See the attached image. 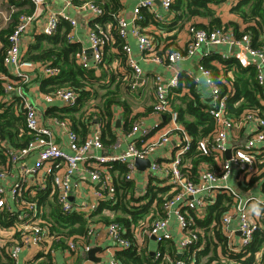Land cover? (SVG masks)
<instances>
[{
  "label": "built area",
  "instance_id": "2783aa9c",
  "mask_svg": "<svg viewBox=\"0 0 264 264\" xmlns=\"http://www.w3.org/2000/svg\"><path fill=\"white\" fill-rule=\"evenodd\" d=\"M18 1L34 4L35 11L40 6L39 0ZM156 1H159L163 10L170 14L174 0H138L133 9L132 19L122 17L121 13L117 16V31L123 41L122 50L127 55V66L132 70L135 78L133 86H136L139 78L143 76V69L131 56L132 48L127 42L130 37L137 40L139 51L147 61L165 65L168 68H172L179 61L196 56L204 45H227L238 49L236 56L243 66L252 64L256 67V80L262 89L260 96L264 99V48H253L249 34L246 33L237 38L231 28L206 30L190 24L188 27L190 38L185 49H176L161 55L157 52L155 38L142 32L140 27V23L144 21L143 11L153 10ZM207 1L215 4L218 0ZM0 3V25L6 26L12 22L13 15L18 11L14 4L5 0H1ZM84 7L91 10L93 18L103 16V12L92 3L87 2ZM154 13L158 21L165 19V16ZM37 17L36 12L18 14L17 24L8 38L9 48L3 56V63L9 75L3 76L5 95L1 96L0 100L6 106L18 102L19 107H23L26 129L28 133L33 134V138L22 149L13 148L9 141L0 138V153L3 156L0 158V229L6 232L5 234L0 233V251L8 255L13 264H18L20 253L26 248L35 247L43 256L48 255L50 244L63 240L62 235L52 230L54 223L46 217L45 208L41 203V196L48 190L49 184L51 186L50 195L55 198L63 215L76 214L90 218L102 203L116 201L117 186L106 173L108 164L109 167L113 163L126 165L128 168L126 179L132 180L137 169L135 160L148 158L155 147L167 144L172 134H176L178 146L170 163L162 164L159 161H153L150 165V176L161 173L170 177L169 184L173 188L170 191L172 196L166 198L161 207V214L151 225H145L149 230V235L153 236L159 245L167 243L174 237L171 220H175L181 234L176 243L177 252L181 253V258L174 261L171 259L170 263L196 264L195 252L191 254L188 250L193 243L199 240L205 241V228L196 227V221L205 218L207 209L217 202L220 194H225L231 198L232 202L229 210L223 214L218 228H221L222 232L230 238L235 234V230H232L230 225L236 218L241 237L239 247L232 246L233 250L239 251L247 248L254 241L255 234L264 221V198L254 194L246 195L231 185L229 181L236 170L239 173L238 183L248 181L254 175H260L256 168L258 157H264V117L260 111H245L240 118L229 116L228 106L234 94L233 90L224 92L214 81L211 71L200 65L212 97L206 112L214 119L215 130L211 137L201 139L197 146L204 155L215 154L216 163L221 162L216 169L210 168L207 164L200 165L196 182L184 177L180 172L179 165L182 156L190 150L192 138L184 126L179 123L178 112L172 102L173 93L180 85L178 73L172 74L169 78L162 75L154 77V112L159 116H166V120L160 122L161 125L167 122L157 143L147 144L145 141L154 126L137 121L129 136L140 140L139 145L137 140L129 141L127 149L122 153L105 152L101 155H93L92 149L105 150L101 123L97 122L87 137L79 140L69 119H56L55 123L64 130L68 138L70 152H67L56 143L53 130L40 123L38 110L25 93L32 79L31 72L39 70L43 80L56 77L60 72L58 68L49 66L48 63L26 59L21 52L23 36L30 30ZM61 19L69 21L73 27L76 26L75 20L65 12L52 13L46 18L40 30L41 34L47 36L56 34ZM101 34L93 29L88 32L95 68H97L96 64L102 60L108 41L109 45L113 43L110 33L101 32ZM104 38L108 40L107 43ZM222 56L229 57L228 54ZM79 62L85 68L91 67L84 54L80 56ZM43 96L47 102L60 100L65 107H73L77 101L76 93L70 89H59L54 93H45ZM17 104L16 112L18 113ZM237 123H246L251 126L252 130L244 145L231 148L229 138ZM122 137L124 136H119L116 140L115 148L120 145ZM229 150L232 156L227 159L225 155ZM31 158L33 160L29 162ZM87 161H91L89 180L99 182L101 186L94 189L92 201L74 203L71 196L73 191L80 187L79 183L75 182V177L81 168L80 164ZM255 209H257L256 214H254ZM214 225L216 221L213 222L212 226ZM125 232L126 228L120 223L111 222L107 225L108 237L118 250L137 246L132 239L124 237ZM89 233L91 234L92 230ZM66 239L67 250H75L78 240ZM154 254L156 259H161L162 250L159 249ZM108 264L123 263L112 256ZM212 264L229 263L222 259Z\"/></svg>",
  "mask_w": 264,
  "mask_h": 264
},
{
  "label": "trees",
  "instance_id": "16d2710c",
  "mask_svg": "<svg viewBox=\"0 0 264 264\" xmlns=\"http://www.w3.org/2000/svg\"><path fill=\"white\" fill-rule=\"evenodd\" d=\"M9 1L15 3L18 14L24 12L23 5L28 6V9L25 11L26 13L31 14L35 11V5L32 3H19L18 0ZM124 1L125 0H74V3L77 5H83L87 2L92 3L103 12V16L94 18L90 22V26L93 30L101 34L100 29L97 27L98 25L102 28H105L107 25L111 26L110 33L113 37V43L109 45V41L104 38L106 43L107 41L108 43L101 62L96 64L97 69L100 70L99 76L96 75L95 70L85 68L80 64L79 59L83 54V48L80 43L69 42V34L72 30V25L69 21L64 19L60 20L58 30L53 36L44 34L36 35L34 42L28 46L24 55L28 60L48 63L49 66L56 67L60 70L56 77L43 80L41 89L44 93H54L59 89H70L77 95V101L73 107H65L61 110L50 109L48 113L56 117V119H69L72 122V128L74 130L76 129L75 126L79 124L80 129L77 128L76 130L80 132L82 140L89 134L88 127H90L91 121L96 119L97 122L102 125V141L105 148H109L112 145L114 146L117 140L116 135L111 131L113 117L111 107L120 103L119 97L122 85L129 90L131 89L132 83L135 82L133 72L129 70L127 66V55L122 50L123 41L120 39L117 31V16L124 9ZM222 1L224 0H218L215 4L221 3ZM208 4L207 0H174L170 15H174L172 18H174L175 23L170 26L173 27L171 30L178 29L176 31L178 33L181 28L187 24L206 30L223 27L226 29L231 28L234 30L237 38H240L243 34H249L253 48H264V0H240V2L233 5L231 9L232 13L239 16L245 25L242 32L240 26L236 22L230 21L224 25L216 10L211 8ZM18 14H16V17H18ZM196 17L208 19L209 24L204 25L194 22L193 19ZM16 24L17 21L14 20V22L0 34V39L4 44L0 56V98L5 95V79H3V76L9 75L8 69L3 63V56L9 48L8 38L13 32ZM106 29L107 28L104 30ZM112 45L119 47L121 50L115 57L120 64L127 69L125 76H127V78L130 77V85L123 79L124 75L120 74L118 75L120 80L112 87L117 74V72L110 68V63L114 57H109L107 55V49ZM217 56L214 57L221 61L226 74L229 71L233 73L232 77L226 75V81L229 85H224L225 88H223V84L218 83L224 92H229L231 89L233 90L234 94L228 106L229 116L240 118L245 111L259 110L264 117V99L260 96L262 89L256 80V67L252 65L245 68L233 56L231 58ZM203 66L212 73V70L209 68L213 66L209 64H204ZM213 72L216 73L218 70L214 69ZM186 82L188 83V87L193 90V84L188 80H186ZM95 83H98V85L96 86ZM178 89L179 87L175 90V93L178 92ZM100 90L104 91L101 95ZM172 102L174 108L178 112L179 123L184 126L185 130L192 138L190 150L182 156L179 165L180 172L184 177L196 182L198 180V168L200 165L208 164L212 166V168H215L214 166L217 164L215 161V154L204 155L197 146L201 139L211 137L215 130V121L209 116L206 112V108L199 100H191L185 107L178 106L177 108L175 107L174 100H172ZM17 103L18 102H14L6 106V104L0 100V138L9 141L15 149H22L25 148L33 138V134L28 133L25 124V110L22 106L19 107ZM16 104L19 108L18 113L16 112ZM123 106L127 108L125 104H123ZM90 108L99 109V115L94 117V114H89ZM151 110L154 111V105L148 108V112ZM90 112L93 111L91 110ZM0 158H3L1 153ZM110 166L114 173V182L117 186L116 201L102 203L90 218L76 214L65 216L54 204L55 199L54 202H51L53 206L51 216L55 221L52 230L62 235L63 239L74 235H87L91 224L95 222V215L102 213L104 209L111 210L115 215L113 221L123 224L126 228L124 237L133 239L132 228L139 226L150 213L154 215L153 219L158 217L161 214V207L166 198L172 196V193H170L173 188L172 185L156 186L152 185L150 182L142 196L136 197V187L131 180L126 179L128 172L127 166L120 163H113L110 164ZM256 168L260 172V175H254L248 181L244 180L239 182L238 188L240 191L246 192L260 179L264 180L263 156L258 157ZM50 191L51 186L49 184L48 190L42 197L43 201ZM231 202L232 200L230 197L225 194H220L217 202L210 207L208 216H206L205 219L196 221V227L202 228L201 226H203L206 231L213 229L214 236L216 237V239L207 238L206 241L199 240L197 243H193L190 246L188 251L191 254L195 252L196 264H212L222 259L227 260L229 264H264V221H262L261 227L256 232L254 241L247 248L239 251L233 250L228 241V237L222 232L221 228H218L222 215L229 210ZM102 219L108 222V218L102 217ZM213 221H216V225L210 227ZM167 246V251L164 247L162 251L164 253H171L174 260L179 259L180 257L177 254L175 245L171 242L168 243ZM201 247L203 248L200 250ZM6 257L8 258L6 259V264H13L12 259L8 255H6ZM117 258L123 264L160 263H158V261L155 262L149 251L144 250L142 253V250H139L137 246L119 250V252H117ZM44 260L45 263L50 264L48 263L50 261L49 256ZM35 261L36 260L33 261L34 264L36 263Z\"/></svg>",
  "mask_w": 264,
  "mask_h": 264
},
{
  "label": "crops",
  "instance_id": "0c3cea01",
  "mask_svg": "<svg viewBox=\"0 0 264 264\" xmlns=\"http://www.w3.org/2000/svg\"><path fill=\"white\" fill-rule=\"evenodd\" d=\"M5 1L15 5V3L10 2L9 0H5ZM39 1H40V6H38L37 11H34L37 13L38 17L36 18V21L33 22L30 30L27 33H25L23 36V42L21 46V52L23 56L25 55L28 46L32 42H34L35 36L41 34L40 30L44 26L45 20L48 17V15L52 13L65 12L76 22V26L75 27L72 26V30L69 34V42L81 44L83 48V54L88 58V61L91 64L90 68L92 70H95L96 75L99 76L100 70L94 67L93 50L88 40V32L90 31V29L92 30L90 26V22L94 19L92 17L91 10L84 7V4L83 5L75 4L74 0H39ZM238 2H240V0H224L218 4L209 3L208 5L216 10L217 14L221 18L222 23L224 25L230 21L236 22L240 26L242 32L245 25L243 24L239 16L232 13L231 11L233 5L237 4ZM137 3L138 0H125L124 1L125 6L121 12V16L126 19H132L133 9L135 8ZM24 4H30V3H24ZM23 9L24 12L22 13H26L25 11L28 9V6L23 5ZM35 10H36V6H35ZM154 12L165 16V19L162 21H158L155 18ZM143 16H144V21L140 23L141 30L142 32L147 33L155 38V40L157 41V52L159 54L164 55L167 52L176 49L178 50L185 49L190 38V34L188 32V27L190 24H187L186 26L181 28L180 32L178 33L176 32L178 29L171 30V28L173 27L170 26L175 23L174 18H172L174 17V15L167 14L161 7V3L159 4L158 1H156V5L153 10H147V9L144 10ZM14 20L17 21L16 14L13 15L12 22H14ZM193 21L204 25L209 24L208 19L201 17H196L193 19ZM11 23H8L6 26L0 25V34L2 31L6 30ZM97 27L104 34L110 33V28H111L110 25L105 26V28H107L106 30H104L105 28H102L99 25ZM127 42L132 48V54H131L132 58H134L137 64H139V66L143 69V76L139 78V80L137 81V85L136 86L131 85V89L129 90H127L122 85L120 89V97H119L120 103H117L115 106L111 107L113 114L111 131L116 135L117 140L119 136H124L121 138L120 145L117 148H115V146L113 147L112 145L109 148H105V150L92 149L91 153L93 155H101L105 152L114 153V154L124 152L127 149V144L129 141L137 140L135 137L129 136V134L132 131V127L134 123H136L137 121H143L146 125L154 126L151 134L147 138H145L147 144H154L159 141L160 136L163 133V129L167 124L166 122V123H162L161 125L160 122L165 121L166 116H159L153 110L148 112V108L152 107L155 102L154 77L156 75H162L166 78H169L174 73L179 74L180 77L179 89L178 92L173 93V99H172L175 102L176 108L178 106L185 107L187 103L191 100H197V101L199 100V102H201L207 110V108L211 104L212 97L210 94V88L206 83V77L202 73V70L200 69V65L209 64L210 66H213L212 68H209L212 70L213 79H215L217 84L218 83L223 84L222 85L223 88L229 85L228 82L226 81V75L228 77H232L233 73L229 71L226 74V71L224 70V66H222L221 64V61L218 58H215L214 56L219 55L220 57H223L222 56L223 54H228L229 56L228 58H231L232 56L235 57L239 61V63L243 66L241 61L236 56L238 49L234 46L204 45L201 51H199V53L196 56L186 58L182 61L175 63L172 66V68H168L165 65H158L154 62L147 61L145 56L142 53H140L138 48V43L135 38L130 37L127 40ZM3 46L4 44L0 39V56ZM107 50H108L107 55L109 57L110 56L114 57L112 62L110 63V68L115 72H117L116 80L113 82L112 85V87H114L117 84V82L120 80V77L118 75L122 74L125 76L127 69L124 68L120 64L118 59H116L115 57L121 52L119 47L112 45L109 46ZM249 59L252 60L251 57H249ZM249 66H252V64L243 67L248 68ZM214 69H217L218 72L216 73L213 72ZM129 70L131 69L129 68ZM124 76H123L124 80H126L128 85H130L131 82L130 77L127 78V76L125 77ZM31 77H32L31 82L26 87L25 93L27 94L29 100L33 104H35L38 113L40 115V123L44 126L51 128L54 132L56 143H58L63 150L70 152L68 148V138L67 136H65L64 130L55 123L56 117L48 113L50 109L61 110L65 108L63 102L60 100L47 102L44 99L43 95L45 93L41 89L43 77L39 70H36L35 72H31ZM186 80L190 81L191 84H193V90L190 87H188V83L186 82ZM95 84L96 86L98 85V83ZM103 93L104 91L100 90V95ZM123 104H125L127 108H125ZM91 110L93 112H90ZM99 112L100 111L97 108L89 109V114L90 113L94 114L95 115L94 117L99 115ZM96 123H97L96 119H93L91 121V125L90 127H88V133L92 131ZM75 128L80 129V125L78 124L77 126H75ZM76 129L73 130L76 132L80 140L82 136L80 132L77 131ZM251 130L252 128L250 125L246 123H237L229 138V145L231 146V148L244 145L245 140L247 139V137H249L251 133ZM136 142H138V145L140 144V140H137ZM177 146H178V142H177L176 134H172L171 139L167 144L163 146L155 147L154 151L151 152L148 158H145L144 160L150 159L151 162L159 161L162 164H169L171 159L175 155ZM225 157L229 159L227 153ZM32 160L33 159L31 158L29 162H32ZM219 164H221V162L217 163L216 166H214L215 168H212V166H210V168L216 169ZM80 167L81 168L77 172V175L75 177V182L79 183L80 187L74 190L71 196V200L74 203L92 201L94 198L93 196L94 189H97L101 186V183L92 182L91 180H89L88 174H89V169L91 168V161H87L85 163L80 164ZM107 167L108 168L106 169V173L109 179L113 180L114 182V176H113L114 173L111 170V167H109V164ZM136 168L137 169L134 174V178L131 180L134 186L136 187V192H135L136 197L142 196V194L148 188L150 182L152 185H156V186H160V185L165 186L164 185L165 183L170 185L169 184L170 177H167L161 173H157L150 176L151 173L150 166L144 167L143 170L139 169L137 166ZM238 175L239 173L236 170V172H234V175L230 178L229 181V183L235 186L236 188L239 187L237 182ZM11 180H13L12 177ZM243 193L246 195L254 194L256 196H261L264 198V180H259L248 191L246 192L243 191ZM44 194L45 192L41 196V203L45 208L46 217L50 221H53V223H55L53 217L51 216V211L53 208L51 202H54L55 198H53L49 193L46 199L43 201L42 197ZM54 204L59 208V206L56 204V200ZM209 209L210 208L207 209V216L209 213ZM256 213H257V209L254 210V214ZM102 217L108 218V222L104 221ZM114 218L115 215L111 210L104 209L102 213H98L95 215L94 217L95 222L92 223L90 226V230H92L91 234L89 233L90 232L89 230L88 234L85 236L74 235V236L66 237V238H72L73 240L76 239L78 240L77 247L75 250L73 251L67 250L68 247V245L66 244L67 239H63L62 241L52 242L50 244V253L48 252V255L45 256L40 254V250L35 247L26 248L21 251L19 255L18 264H34L33 263L34 260H36L35 264H47L45 263L44 259L48 256L50 257V261H51V262L49 261L48 263H52V264H108L112 256H115V258H117V252H119V250L114 247V242L111 239H109L107 234V225L111 223L110 221L114 222L113 221ZM212 224L210 225V227H212ZM121 225L123 226V224ZM171 227L174 237L172 240H170V242L168 241L166 244L159 245L156 242V240L153 239V236L149 235V230L145 226V224H143V222L139 226H135L132 228V234H133L132 240L135 242L139 250H142V253L144 252V250L149 251L151 257L155 260V262L158 261V263L160 262L159 264H171L170 263L171 259L174 261L172 257L173 255L171 253L169 252L164 253L162 251L161 259H156L154 254V252L159 251V249L163 250L162 249L163 247L166 248L167 251V247H168L167 245L168 243L171 242L175 245L176 250L178 251L176 243L180 238L181 234L178 229L176 221L173 219L171 220ZM201 227L204 228L203 226ZM230 227L232 230H235V234L232 235L230 238H228L229 239L228 241L231 246L237 248L239 247L241 232L238 229V220L236 218L232 220ZM0 233L5 234L6 232L0 229ZM204 233H205V241L207 238L216 239L213 233V229L207 231L205 230ZM95 247L101 248V250L99 252H96L95 254L96 258H100V261L98 262L93 261L88 256L90 250H92ZM177 254L181 258V253L177 252ZM6 259H8L6 255L0 251V264H6L7 263Z\"/></svg>",
  "mask_w": 264,
  "mask_h": 264
},
{
  "label": "water",
  "instance_id": "95a60500",
  "mask_svg": "<svg viewBox=\"0 0 264 264\" xmlns=\"http://www.w3.org/2000/svg\"><path fill=\"white\" fill-rule=\"evenodd\" d=\"M158 3L160 4L159 1H158ZM231 155H232V153H231V151L229 150V151L227 152V156H228V158H230ZM150 164H151V160H150V159L144 160V159L137 158V159L135 160V165H136L139 169H141V170H143L144 167H146V166L149 167ZM153 239H155V238L153 237ZM100 250H101L100 247H95V248H93L92 250H90V252L88 253L89 258L92 259L93 261H97V262L100 261V258H96V257H95L96 252H99Z\"/></svg>",
  "mask_w": 264,
  "mask_h": 264
},
{
  "label": "rangeland",
  "instance_id": "374dc122",
  "mask_svg": "<svg viewBox=\"0 0 264 264\" xmlns=\"http://www.w3.org/2000/svg\"><path fill=\"white\" fill-rule=\"evenodd\" d=\"M120 72H123V71H120ZM125 77V76H124ZM124 79V78H123ZM99 102V101H98ZM95 105V104H94ZM152 212H153V210H152ZM153 217H154V215L153 214H149L148 215V217L145 219V220H143L142 222H143V224H145V225H147V226H149V225H151L154 221H155V219L157 218H154L153 219ZM142 224V223H141ZM202 264H204V263H202Z\"/></svg>",
  "mask_w": 264,
  "mask_h": 264
}]
</instances>
